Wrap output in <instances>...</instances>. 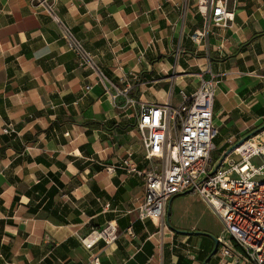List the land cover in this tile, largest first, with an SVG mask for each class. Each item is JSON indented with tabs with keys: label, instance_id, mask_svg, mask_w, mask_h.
Listing matches in <instances>:
<instances>
[{
	"label": "crops",
	"instance_id": "1",
	"mask_svg": "<svg viewBox=\"0 0 264 264\" xmlns=\"http://www.w3.org/2000/svg\"><path fill=\"white\" fill-rule=\"evenodd\" d=\"M54 5L60 21L30 0H0V264H205L210 236L172 229L181 211L168 204L164 226L140 220L143 176L105 167L131 153L148 170L136 106L176 107L201 76L216 80L222 150L264 125V0H238L233 21L195 41L204 24L195 0ZM61 22L104 79L79 65ZM122 75L136 105L120 110L106 88L124 87ZM109 222L114 240H89ZM207 264L235 262L215 254Z\"/></svg>",
	"mask_w": 264,
	"mask_h": 264
},
{
	"label": "built area",
	"instance_id": "2",
	"mask_svg": "<svg viewBox=\"0 0 264 264\" xmlns=\"http://www.w3.org/2000/svg\"><path fill=\"white\" fill-rule=\"evenodd\" d=\"M197 12L203 16L204 24L195 31L192 39L200 40L209 31L211 23L225 27L233 21V8L238 0H195ZM55 0H30L33 7H41L56 21ZM62 25V35L67 48L75 52L79 65L91 67L101 79L104 76L93 56L84 49L80 40L69 27ZM124 87L112 85L113 105L117 109L135 106L127 91L130 83L125 75L121 78ZM216 80L201 76L196 90L184 95L181 103L172 107L163 104L138 103L136 106V127L142 140L144 160L148 170L140 169L127 153L115 168L143 176V201L138 207L140 220H157L164 226L166 205L170 198L187 191H195L202 201L215 213L223 228L217 236L218 248L215 254L232 257L235 264H264V130L235 147L223 159L216 170L211 169V154L214 136L217 132L213 111ZM90 88L89 86L86 87ZM123 96V101L116 99ZM259 139V140H258ZM232 143V140H228ZM232 152L241 155L238 162L229 156ZM252 158H259L258 167L251 164ZM109 243L116 238L114 224L93 232ZM82 243L91 247L90 242Z\"/></svg>",
	"mask_w": 264,
	"mask_h": 264
},
{
	"label": "rangeland",
	"instance_id": "3",
	"mask_svg": "<svg viewBox=\"0 0 264 264\" xmlns=\"http://www.w3.org/2000/svg\"><path fill=\"white\" fill-rule=\"evenodd\" d=\"M221 130L222 128H217L218 132H216L213 139L215 148H213L211 154L210 171H213L215 165L222 158L224 151L227 149L226 148L225 150H222V148L219 147L222 140L220 134ZM142 153L143 150L141 149L139 154L143 155ZM229 157L235 162H238L241 159V155L237 152H232ZM250 162L252 165L258 167V165L261 163V160L259 158H252ZM170 207H172L173 210L179 209L181 211L180 220L182 223L174 225V215H172V220H170L171 227L174 229H178L180 231H189L191 228H193V231L202 232L210 237H216L223 231L224 227L222 226L216 214L212 213L211 209L202 202L201 198L198 197L195 191L183 192L182 194L172 196L169 202V209ZM189 224L193 225V227H190ZM207 236L204 238H208Z\"/></svg>",
	"mask_w": 264,
	"mask_h": 264
},
{
	"label": "water",
	"instance_id": "4",
	"mask_svg": "<svg viewBox=\"0 0 264 264\" xmlns=\"http://www.w3.org/2000/svg\"><path fill=\"white\" fill-rule=\"evenodd\" d=\"M262 130H264V125H261V126H259V127H257V129H255V130H252V131H250V132H248V133H246L245 135H243V137L240 139V140H238L237 142H235L234 144H232L231 146H229L228 147V149L225 151V153L223 154V156H222V158L218 161V163L215 165V168L213 169V170H216L217 168H218V166L220 165V163L223 161V159H225L227 156H228V154L235 148V147H238V146H240L245 140H247V139H249V138H251L253 135H255V134H257L258 132H260V131H262ZM170 201V200H169ZM168 204V206H167V212H168V210H169V202L167 203ZM172 229H174V228H172ZM176 232H178V233H182V234H191L192 232H190V231H180V230H178V229H174ZM200 233H202V232H197V234H200ZM211 238V240H212V243H213V248H212V250H211V252H210V255L207 257V259H210V257L211 256H213V255H215V253H216V251H217V248H218V245H219V243H218V238L217 237H210Z\"/></svg>",
	"mask_w": 264,
	"mask_h": 264
},
{
	"label": "bare ground",
	"instance_id": "5",
	"mask_svg": "<svg viewBox=\"0 0 264 264\" xmlns=\"http://www.w3.org/2000/svg\"><path fill=\"white\" fill-rule=\"evenodd\" d=\"M98 236V234L97 233H94L90 238H89V240L91 241L92 239H94V237H97Z\"/></svg>",
	"mask_w": 264,
	"mask_h": 264
},
{
	"label": "trees",
	"instance_id": "6",
	"mask_svg": "<svg viewBox=\"0 0 264 264\" xmlns=\"http://www.w3.org/2000/svg\"><path fill=\"white\" fill-rule=\"evenodd\" d=\"M212 259V256L210 257V259L206 260L205 264L209 263Z\"/></svg>",
	"mask_w": 264,
	"mask_h": 264
}]
</instances>
